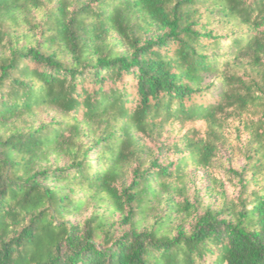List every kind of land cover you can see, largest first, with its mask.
I'll return each instance as SVG.
<instances>
[{
  "label": "trees",
  "instance_id": "obj_1",
  "mask_svg": "<svg viewBox=\"0 0 264 264\" xmlns=\"http://www.w3.org/2000/svg\"><path fill=\"white\" fill-rule=\"evenodd\" d=\"M0 264H264V0H0Z\"/></svg>",
  "mask_w": 264,
  "mask_h": 264
},
{
  "label": "rangeland",
  "instance_id": "obj_2",
  "mask_svg": "<svg viewBox=\"0 0 264 264\" xmlns=\"http://www.w3.org/2000/svg\"><path fill=\"white\" fill-rule=\"evenodd\" d=\"M213 28L215 29V31L218 34L229 33L227 30H224L223 28H221L218 25H213ZM124 82L127 83L129 90L133 92L132 81L130 80V78L125 77ZM214 100H215V96H214V93L211 91H209L207 93H203L202 97L199 99V101H202L204 103L211 102ZM142 141L144 143L150 145V146L156 145V141L150 140L147 137H143ZM243 141H244L243 139L240 143L238 141H234L233 146H242ZM222 160H223V163L225 166H231L234 169H239L244 164V160H243L242 156L239 155V153L236 149H232V150H230V148L224 149L222 151ZM219 175L222 178V180H224L225 189H227V191L229 193L235 192L234 186L230 185L227 181V176L228 175L230 176L231 174L230 173H224V170L220 169ZM194 176H195L194 182H192L189 185V195H190L189 197L191 198V201H194L196 199L195 194L198 193L199 196H201V204L202 205L206 206V205L210 204V206H215L218 198L216 197L215 192L211 191V187H210V192H211L210 196L209 197L203 196V193L205 192L206 187L209 185L205 176L202 175L201 172L194 173ZM88 212H89V210H87L85 212V214H87ZM72 219H74V218H72Z\"/></svg>",
  "mask_w": 264,
  "mask_h": 264
}]
</instances>
